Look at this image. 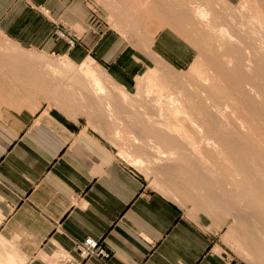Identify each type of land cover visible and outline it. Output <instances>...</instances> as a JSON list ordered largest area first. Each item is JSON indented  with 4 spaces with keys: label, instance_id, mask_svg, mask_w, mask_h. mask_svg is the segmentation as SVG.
Returning <instances> with one entry per match:
<instances>
[{
    "label": "crops",
    "instance_id": "1",
    "mask_svg": "<svg viewBox=\"0 0 264 264\" xmlns=\"http://www.w3.org/2000/svg\"><path fill=\"white\" fill-rule=\"evenodd\" d=\"M57 27L76 31L80 42L69 46ZM0 31L76 64L90 57L123 86L140 69L86 0H0ZM87 236L110 248V257L80 261L75 244ZM0 246L30 264H246L148 191L93 133L7 108H0Z\"/></svg>",
    "mask_w": 264,
    "mask_h": 264
},
{
    "label": "rangeland",
    "instance_id": "2",
    "mask_svg": "<svg viewBox=\"0 0 264 264\" xmlns=\"http://www.w3.org/2000/svg\"><path fill=\"white\" fill-rule=\"evenodd\" d=\"M86 1L94 9L100 23L102 22V24H105L106 27H109L112 32L124 40L127 47L136 57L137 62L140 64V69L131 76L130 86L127 87L117 83L102 66V68L99 67L92 58L88 57L82 61V63L85 62L91 65L92 70L98 76L102 82L103 88L106 90L105 94L99 96L100 100L98 101L92 93L85 87L83 88V85L77 86L72 82L76 77H79L83 82L86 81V79L79 76L78 67L75 66L80 63L76 64L72 61L74 65H64L66 71L53 72L49 68V64L58 63L62 61L63 58L68 59L69 56L64 55L66 57H56L53 54H43L36 49L18 43L6 32L0 31V45L4 46V43H6V47L12 48V51L16 53L28 56L34 63L31 65V68L30 66L27 68V66L25 67L23 65L18 67V65L12 66L8 64V66H5V63H0V108L12 109L15 111L29 110L33 113L43 112V114H50L70 126L77 125L84 131L93 133L111 150V154L115 159L121 161L141 177L148 191L159 193L166 197L176 204L181 211H183L185 216L201 226L203 230L210 233L214 243H217V248L223 249L224 253L244 260L246 264H262L259 258L260 254L257 250V246L260 242L255 233V229L253 225L250 224V221L244 218L246 214L238 211L239 206L235 207V210L238 211L235 212L224 205L222 197L218 195H214V197L213 194L210 195L206 191L198 189L181 168L173 167V162L169 159V155H165L167 159L165 157L164 159H152L150 154L146 153L147 155H143L141 153V155L147 157L145 159L152 164L149 163L147 165L148 167L140 169L131 166L130 163L123 158V152L127 151L134 156H140L138 151H136L138 150V146L136 147L132 143L137 142L135 140L140 139L144 132H147L145 131L146 129H143L144 120L149 117L150 120L158 121L160 118L159 108L163 116L168 113L172 114L167 108L169 104H167L168 97L172 102L175 100L176 103L174 106L170 105L172 111L180 107V109L184 110L183 112L189 114L193 111L191 103L195 102L194 98L196 91L193 92L194 90H189L190 88L188 87H191V89L197 88L198 81L201 80L200 78H204V76L207 85L203 87L209 88L211 84L215 82V80H212V73L211 71L209 72L208 65L203 61L204 58L201 59L199 56V52H201L203 45L201 48L200 44H202V41L200 42L197 39L200 38L201 40V35L198 34V36L195 37L193 34L192 38L190 37L192 32L195 31V25H192V23L195 24V22H193L194 20L192 21L191 15L189 16L190 11L188 13V9L185 7L186 3H182L183 0H164L166 3L164 1H160L161 3L158 2V4L150 3L148 8H145V6V9L142 10L141 4L143 5L146 1L142 3L140 0H129L130 2L124 1L126 4L128 3L127 6L124 4V6L119 5V3L121 4V2H123L121 0ZM132 1L135 3L134 5ZM204 1L206 2V0H203V2ZM208 1H210L211 16L212 18L213 16L216 17L214 22L217 21L219 23H214L217 25L214 30L215 32L211 34L213 41L221 39H219V37L216 39L219 34L217 33L219 30L218 27H225L223 29L230 35L232 34L231 38L233 37L230 43L233 44L234 42L233 45H236L238 42L242 41L244 44L246 43L248 45L245 44L247 47H252L249 48L252 52L256 46L257 50L255 49L254 52L258 51L259 47L257 44H259V51H261V47L264 46V29H262V27L258 29L256 26L257 23L249 20L254 17V13L260 12L259 9H261L262 12L264 11V0ZM162 3L165 5L163 6ZM179 5L180 7H185L187 10L185 8L178 9ZM133 6L134 9L139 10V8H141L139 14L138 10L132 9ZM214 7L216 8L214 9ZM177 9H181L180 12ZM132 10H134L135 13ZM248 10H251L253 14L247 13L249 12ZM130 11L133 13L131 14ZM170 11H172L174 16ZM262 12L259 16H263H260V18L264 24V12ZM133 18L135 19L133 20ZM178 18L179 20H177ZM177 21L178 27L177 24L175 25ZM179 22L180 24L182 23V26H180ZM179 26L182 27V29L180 28L181 30ZM250 27L252 28L250 29ZM78 29L81 30L80 28ZM231 29L234 30L233 33ZM244 29H246V31H244ZM249 33L255 36L253 37ZM215 34L217 36H214ZM193 37H198L196 39L197 42L191 41V39L195 40ZM247 37H249L248 39L252 37V39H250V41H252L246 42V40H248ZM257 37L259 43L256 44L255 40H257ZM243 38L245 40H243ZM253 41H255L254 44ZM232 44L230 45L233 46ZM252 45L255 46V48ZM198 46L201 49L198 48ZM263 49L264 48H262V50ZM45 65L48 66V68ZM197 65H200L199 68ZM198 72L202 74L203 77L200 75L199 78L197 76L199 75ZM109 76L117 84L112 81ZM160 87L165 89H161ZM158 91L162 92L160 93L161 95L158 94ZM122 93L125 95L127 102L124 101L123 103L121 99L123 95H120ZM176 95L179 96V98ZM164 97L167 101L164 100ZM157 102H161L160 106H158L159 104L156 105ZM105 103L107 105L109 104V106L106 107ZM109 107L110 110L113 111V115H110L112 111L108 112L109 109H106L107 112L105 111V108ZM105 112L108 116H114L115 118H111L110 116L108 118ZM192 113H194V111ZM117 134L118 137H116ZM134 138L136 139L134 140ZM213 158L214 157H211V160H213L211 161L212 164L227 168L226 160L223 161V164L221 163L222 161L215 162ZM152 160H155L154 163ZM5 252L4 248L0 246V264H30L27 260L25 262H18L13 256L5 255ZM8 257L11 259H8ZM8 260L11 261V263Z\"/></svg>",
    "mask_w": 264,
    "mask_h": 264
},
{
    "label": "bare ground",
    "instance_id": "3",
    "mask_svg": "<svg viewBox=\"0 0 264 264\" xmlns=\"http://www.w3.org/2000/svg\"><path fill=\"white\" fill-rule=\"evenodd\" d=\"M121 1L130 2L131 0ZM140 1L141 3L146 1L143 3V5L141 4L142 7L139 6L143 10L148 8L150 3L158 4V2L164 0ZM183 1L182 3H186V5H182H185L188 10L183 6L180 7L181 3L178 6V9L185 8L188 13L190 11L189 16L191 15L192 21L194 20L193 22H195V24L192 23V25H195V31L192 32L190 37L192 38L193 34L195 37L198 36V34H200L202 37L201 40L200 38L197 39L198 37H193L195 40L191 39V41H202V44L200 45L201 48L203 45V48L201 49L198 46V48L201 49V52L198 51L199 56L201 59L204 58L203 61L208 65V70L212 73V80H215V85L212 83L211 87L209 88L203 87L207 85L206 78L205 76L204 78H200V75L201 77L203 76L198 72L199 75L197 76L201 80L198 81V86H196L197 88L191 89V87H188L190 88L189 90H194L193 92L196 91L194 98L195 102L191 103L194 113H192V111L187 114V112H183L184 110L180 109L179 106V108H173L174 110L172 111V107L170 105L174 106V104H176L175 100L172 102V100L168 97L167 101V99L164 97V100L167 101V104L169 103L167 108L170 112H172V114L168 113L163 116V113L159 108V117L162 119L157 116L159 118L158 121L150 120L149 117L146 119L147 121L144 120L145 122L143 129H146L145 131L147 132H144L143 135L142 132V137L140 138L141 140L138 138V140H135L136 138H134V140L137 142L132 143L136 147L138 146V150L136 151H138L140 156H134L127 151L123 152V158L129 162L131 166L140 169L148 167L147 165L150 163V161L145 159L147 157L142 156L141 153L143 155H147L146 153L150 154L152 159H164V157L167 159V156L165 155H169L170 158H168L172 160L173 167L181 168L188 175V178L192 181V183L198 187V189L204 190L210 195L213 194V196L218 195L222 197L223 203L227 208L235 212L240 211L246 214V217L244 218L248 219L250 224L253 225L257 238L260 242V244L257 246V250L260 254L259 258L262 261V264H264V49L262 50L264 46L261 47V51H259L260 45L257 44L259 43V36L257 37V40H255L259 47L258 51H256L257 53L254 52L257 46L255 48V46L252 45L255 48H253L254 50L252 49V52L251 49L249 50V48L252 47H247L248 45L245 43L247 45L246 46L242 41L238 42L236 45H233L234 42L233 44L230 43L232 42L231 39L233 38H231L232 34L230 35L225 29H223L225 27L222 28L218 26L217 27L219 30L217 29V33L219 34L217 36L216 33L214 36H217L216 39L218 37L219 39L221 38V41L218 39L213 41L211 34L215 32L214 30L217 24L215 25L214 23L217 21L214 22L216 17L213 16V19L211 16L210 1ZM123 2H121V4L119 3V5L124 4L127 6L128 3L126 4V2ZM134 4L135 3L133 2V5ZM162 5L164 6L165 4L162 3ZM141 8L138 10L134 9L133 6L132 9L138 10L139 14ZM215 8L216 7H214V9ZM134 10L132 11L134 12ZM180 10L178 11L180 12ZM259 10L260 12L254 13V17H250L251 19L249 21L256 22L258 29L261 27L264 29V24L260 18L261 15L259 16L262 10ZM132 11H130L131 14L133 13ZM248 11L249 12L247 13H251V10ZM170 13L174 16L172 11H170ZM135 18H133V20ZM177 20H179V18ZM176 24L178 27V21L175 23V25ZM181 24L180 26H182ZM180 26L179 29H182ZM251 28L252 27H250V29ZM233 31L234 30H232V33ZM244 31H246V29H244ZM251 33L249 34L254 37L255 35ZM244 38L243 40H245ZM248 38L249 37H247V39ZM250 39H252V37H250ZM250 39L246 40V42L250 41ZM255 41H253V44ZM229 43L233 46H231ZM4 44V46L0 45V63H5V66H8V64L12 66L18 65V67L23 65L25 67L27 66V68L30 66L31 68V65L34 64L32 59L21 53L12 51V48L6 47V43ZM198 59L200 60L199 57ZM64 65H74V63H72L69 58H63V60L59 61L58 63H52V65L49 64V68L53 72H63L65 70ZM75 66L78 67L79 76H81L83 79H86V81H81L79 77L74 79L73 75L71 74L74 79L72 81L74 85H83V88L85 87L90 93L93 94L96 100L98 99L99 101V96L105 94L106 90L103 88L102 82L98 76L92 70L91 65L83 62ZM46 67L48 68V66ZM160 93L162 92H159L158 94ZM120 95H123L121 98L123 103L124 101L127 102L125 95L123 93ZM177 97L179 98V96ZM158 102L155 104H159L158 106H160L161 102ZM105 105L106 107L109 106V104L107 105L106 103ZM110 107L105 108V111L107 112L106 109H109L108 112L112 111L110 110ZM113 114V111L112 113L110 112V115ZM106 116L109 118L107 114ZM110 117L113 118L114 116ZM116 137H118V134ZM211 157H214L213 159H215V162L222 161L221 163H223V161L226 160L227 168L220 166L218 167L215 164H212L211 161L213 160H211ZM154 161L155 160H152L153 163ZM237 206H239L238 211L235 210V207ZM8 259L11 258L8 257ZM9 262L11 263V261Z\"/></svg>",
    "mask_w": 264,
    "mask_h": 264
},
{
    "label": "built area",
    "instance_id": "4",
    "mask_svg": "<svg viewBox=\"0 0 264 264\" xmlns=\"http://www.w3.org/2000/svg\"><path fill=\"white\" fill-rule=\"evenodd\" d=\"M56 33L71 47L75 46L81 40L80 34L69 28L57 27ZM75 253L79 257L80 261L90 257L106 260L110 257L111 250L101 240L87 236L76 242Z\"/></svg>",
    "mask_w": 264,
    "mask_h": 264
}]
</instances>
